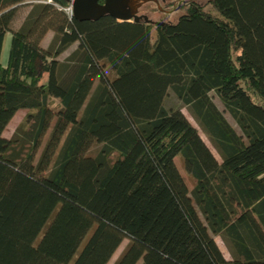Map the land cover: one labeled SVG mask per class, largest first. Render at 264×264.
Returning a JSON list of instances; mask_svg holds the SVG:
<instances>
[{"label":"trees","instance_id":"obj_1","mask_svg":"<svg viewBox=\"0 0 264 264\" xmlns=\"http://www.w3.org/2000/svg\"><path fill=\"white\" fill-rule=\"evenodd\" d=\"M26 1L0 0V264H107L124 239L112 264H264V0H160L183 13L159 23L154 0L137 22L33 2L13 28Z\"/></svg>","mask_w":264,"mask_h":264},{"label":"rangeland","instance_id":"obj_2","mask_svg":"<svg viewBox=\"0 0 264 264\" xmlns=\"http://www.w3.org/2000/svg\"><path fill=\"white\" fill-rule=\"evenodd\" d=\"M201 5L204 6V8L208 11L213 12V9L211 7V4L209 2V0H197ZM33 2H47L49 3L48 0H28L25 2V4H22L20 6H18L17 8V13L16 16L14 18L13 21V28H17L23 21L24 17L26 16L27 12L30 9V4ZM154 2H156L158 4V7L160 9V11L157 10H151V11H146V10H142L141 14H144L145 16H147V18L152 21V22H164V21H175L177 19V17L183 13L182 9H176V10H171V7H169L168 5L165 4V1H160V0H154ZM51 3V2H50ZM156 6L155 4L151 5ZM175 7H172V9H174ZM155 34V32H153ZM52 33L49 32L46 34V36L43 39V43L44 46H47V44L49 43L50 39H51ZM8 42V50H9V42H10V33H7L6 38H5V45ZM76 46V43L72 44L70 47H68L58 58L60 60H63ZM6 48V47H5ZM3 47V52L2 54L4 55L6 52V49ZM4 57V56H3ZM3 65H5V62L3 63ZM46 79V74L43 75L42 80L45 81ZM210 95L213 99V101L215 102V104L218 106L219 109H221L225 115V117L227 118V120L235 127V129L239 132V128L236 125L235 121L232 119V117L230 116V114L225 110L223 104L221 103V101L219 100L218 96L215 94L214 91L210 92ZM52 106L54 107V105H58L59 102L57 99H54ZM165 106L166 107H180L181 111L184 113V115L188 118V120L191 122V124L193 126H195L198 129V132L200 134V136L202 137V139L205 141V143L208 145V147L211 149L212 153L214 154V156L216 157V159L218 161H220V157L218 155V153L215 151V149L212 147V145L210 144L209 140L207 139V137L205 136V134H203V132L201 131V129L199 128L198 124L196 123V121L194 120V118L190 115V113L188 112L187 108L185 106H183L181 104V102L175 97V95L170 91L167 96H166V100H165ZM56 108V107H54ZM27 112V109H19L15 112L14 116L11 118V120L9 121V123L7 124L6 128L4 129L2 135L4 137L9 138L12 133L14 132L17 124L23 119V117L25 116ZM46 137V136H45ZM45 141V138L43 140V142ZM99 147V145H95L92 149V151L90 153H94L95 150ZM39 153V152H38ZM38 156V154H37ZM36 156V158H37ZM175 163L177 168L179 169L180 173L182 174L188 189L190 190L193 186V182L190 178V176L186 173L184 167H183V163H182V159L180 156H176L175 157ZM127 243V240L124 239L122 241V243L120 244V246L116 249V251L114 252V254L112 255L111 259L108 261L107 264H112L113 261L117 258V256L120 254L121 250L123 249L124 245ZM141 261H139L137 264H140Z\"/></svg>","mask_w":264,"mask_h":264},{"label":"water","instance_id":"obj_3","mask_svg":"<svg viewBox=\"0 0 264 264\" xmlns=\"http://www.w3.org/2000/svg\"><path fill=\"white\" fill-rule=\"evenodd\" d=\"M147 0H74L73 17L78 20H96L110 15L119 21H139V7ZM145 21H150L142 16ZM159 23V22H156Z\"/></svg>","mask_w":264,"mask_h":264},{"label":"crops","instance_id":"obj_4","mask_svg":"<svg viewBox=\"0 0 264 264\" xmlns=\"http://www.w3.org/2000/svg\"><path fill=\"white\" fill-rule=\"evenodd\" d=\"M8 33V32H7ZM7 33L5 34V38H6V35H7ZM5 38H4V42H5ZM43 41V40H42ZM3 42V47L6 49V52H5V54L3 55V54H1V62H2V64L5 62V64H6V61H7V56H8V42L6 43V45H5V43ZM9 44H10V42H9ZM42 45L44 46V43L42 42ZM3 47H2V52H3ZM4 56V57H3ZM214 240L216 241V243H217V245H218V247H219V249H220V251L222 252V254H223V256H224V258H226V259H231V254H230V252H229V250H228V248L226 247V245H225V243L223 242V240L221 239V237L219 236V235H215L214 236Z\"/></svg>","mask_w":264,"mask_h":264},{"label":"built area","instance_id":"obj_5","mask_svg":"<svg viewBox=\"0 0 264 264\" xmlns=\"http://www.w3.org/2000/svg\"><path fill=\"white\" fill-rule=\"evenodd\" d=\"M48 1H49V2H52L51 0H48ZM73 1H74V0H68L66 5H60V4H58V3H54V4H55V6H56L58 9L64 11V12L66 13V15H67L69 18H71V17H73Z\"/></svg>","mask_w":264,"mask_h":264}]
</instances>
